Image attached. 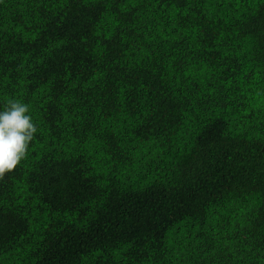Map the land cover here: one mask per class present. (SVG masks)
Wrapping results in <instances>:
<instances>
[{
  "label": "trees",
  "instance_id": "1",
  "mask_svg": "<svg viewBox=\"0 0 264 264\" xmlns=\"http://www.w3.org/2000/svg\"><path fill=\"white\" fill-rule=\"evenodd\" d=\"M0 264H264V0H0Z\"/></svg>",
  "mask_w": 264,
  "mask_h": 264
},
{
  "label": "clouds",
  "instance_id": "2",
  "mask_svg": "<svg viewBox=\"0 0 264 264\" xmlns=\"http://www.w3.org/2000/svg\"><path fill=\"white\" fill-rule=\"evenodd\" d=\"M29 111V106L19 100H9L6 110L0 111V179L25 159L38 132Z\"/></svg>",
  "mask_w": 264,
  "mask_h": 264
}]
</instances>
